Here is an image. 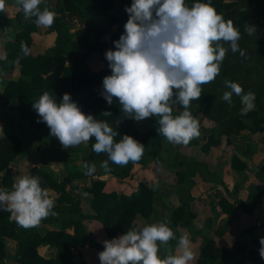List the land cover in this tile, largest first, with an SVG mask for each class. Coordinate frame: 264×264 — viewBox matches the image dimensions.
I'll return each instance as SVG.
<instances>
[{
	"label": "trees",
	"instance_id": "obj_1",
	"mask_svg": "<svg viewBox=\"0 0 264 264\" xmlns=\"http://www.w3.org/2000/svg\"><path fill=\"white\" fill-rule=\"evenodd\" d=\"M61 1L56 9L45 5L39 6L41 10L48 7L50 11L56 13L54 23L48 29V32L55 33V46L45 54L36 55L30 50L32 34L37 30L35 17L25 20L23 10L19 12L18 21L21 28L14 41L8 42L5 46L6 57L0 59V75L11 73L18 68L21 76L17 80H11L0 90V108H6L11 102L18 101L20 119L32 130L40 132L49 127L44 122H37L39 117L33 109V103L46 91L55 97L57 103L62 100L65 93L70 94L72 100L78 103L85 114L107 121L119 133L114 138L115 142H119L127 134L145 146L144 154L138 162H129L126 166H121L125 174L129 173L135 164L159 155L165 139L158 132L160 117H153V128L145 137H139L135 120L123 116L118 100L114 98L113 104L108 105L101 95L103 78L111 75L106 57H103L101 68L96 70L87 63L89 55L100 53L105 46L115 50L114 41L124 33V25L129 15L125 11L120 19L113 20L111 24L117 25L118 30L111 32L110 28L89 20L87 13L93 11L99 17H105L114 9L116 0ZM120 2L126 8L131 6L133 0ZM186 2L189 4L210 2L218 13L223 14L225 20L232 19L234 26L241 32L239 47L245 52L242 57L239 52L233 53L229 48L219 75L213 82L202 85L200 99L191 102L192 115L196 118L202 114L215 121L227 137L249 129L247 122H251L256 131H264V75L258 74L260 80L255 81L253 76L258 73V69L253 65L245 66L248 61L264 62V0H186ZM67 18H77L82 22V27L72 33ZM245 24L255 27L253 35H248L244 31ZM106 37L110 39L109 43L105 42ZM22 42L29 49L28 55H24L21 50ZM224 46L228 48L227 44ZM225 80L238 82L245 92L249 90L254 92L257 109L250 111L246 116H241L239 113L242 106L239 97L234 94L231 104L223 101L221 98L223 93L230 91L224 84ZM175 91L178 90L174 89ZM172 107L174 117L184 110L179 104ZM105 111H110L112 115H101ZM95 142L94 137L89 140L91 156L97 154L92 150ZM215 143L218 142L213 143L212 139L208 142L209 145ZM195 144L196 140L193 138L187 145H181ZM22 145V140L17 135L0 137V187L12 189L15 183L12 165L18 158ZM180 162L185 163L182 160ZM233 167L241 173L248 169L238 160H234ZM260 172L264 176V164ZM29 175L39 176L42 180L41 186L56 193L54 220H60L63 228L40 235L36 227L23 228L9 219L10 213L0 211V264H5L8 239L17 242V255L13 264H88L78 260V257L82 256V250L87 246H101L97 243L94 233L88 232L86 221L100 222L108 237L113 239L135 228L134 223L139 217L148 218L153 214L150 190L143 186L131 196L120 195L116 191H107L105 189L107 182L100 176L93 181L89 189L93 197L91 202L93 214H85L81 199L69 190L70 180L60 181L51 173L37 167L32 168ZM119 177L122 178V175ZM219 182L224 185L220 178ZM256 197H264V185L260 186ZM218 206L220 211L227 215L233 214L238 206L247 214H252L256 208L255 203L232 200L228 195L220 199ZM195 218L196 215L190 205L184 204L172 212L169 227L191 228ZM68 228L73 229V234L66 232ZM40 246L56 249V257L45 259L40 256L38 252ZM101 249L104 250L103 247ZM244 249L245 245L238 243L233 251L229 252L209 240L202 249L201 264H221L224 259L227 263H232L238 255L244 253ZM167 253L169 252L164 255Z\"/></svg>",
	"mask_w": 264,
	"mask_h": 264
},
{
	"label": "clouds",
	"instance_id": "obj_2",
	"mask_svg": "<svg viewBox=\"0 0 264 264\" xmlns=\"http://www.w3.org/2000/svg\"><path fill=\"white\" fill-rule=\"evenodd\" d=\"M42 2L17 0L25 20L35 17L37 27H51L56 13L48 7L41 10ZM4 8L5 0H0V12ZM125 11L129 19L124 33L114 41L115 50L105 54L111 75L103 78L101 95L108 105L116 98L123 116L135 121L160 117L159 134L174 145H187L200 135L199 120L190 111L191 102L200 99L202 85L213 82L219 75L229 48L242 57L245 55L238 43L241 32L232 19L225 20L210 2L133 0ZM244 31L253 35L255 27L245 24ZM21 50L24 55L29 54L23 42ZM224 84L230 91L223 93V101L231 104L235 94L240 98L241 116L254 110V92H245L241 84L231 80H225ZM175 104L184 110L174 117ZM33 109L39 117L37 122L46 123L50 135L64 149L94 137L92 150L97 154L107 153L108 160L116 165L136 163L144 154L145 146L132 136L125 134L115 142L119 133L107 121L85 114L68 93L57 103L46 91L33 103ZM101 115L112 113L105 111ZM101 167L110 171L108 161L102 162ZM84 168L86 175L96 171L95 164L85 163ZM41 184L39 176L24 175L17 178L11 190L0 187V211L10 213L9 219L26 229L38 226L49 215H56L55 201ZM169 223L164 220L139 230L132 228L119 237L104 240V250L98 254L101 264H190L195 256L187 235L179 238L180 254L169 252L164 258L159 255L160 245L175 238ZM260 245L259 253L264 259V237L260 238Z\"/></svg>",
	"mask_w": 264,
	"mask_h": 264
},
{
	"label": "rangeland",
	"instance_id": "obj_3",
	"mask_svg": "<svg viewBox=\"0 0 264 264\" xmlns=\"http://www.w3.org/2000/svg\"><path fill=\"white\" fill-rule=\"evenodd\" d=\"M61 2V0H43L40 6L56 9ZM21 9L17 0H5V8L0 12V52L2 53L4 44H7V41H14L16 32L20 30L18 14ZM124 14L125 7L120 0H116L114 9L107 16L99 17L93 11H89L87 18L110 28L111 32H116L118 26H113L111 23ZM67 22L72 33L83 25L76 18H67ZM39 30L44 32L45 27H40ZM52 35L55 36V33ZM36 38L38 47L35 51H45L44 47L49 45L45 43L49 39L45 40L44 38L47 37L42 34ZM105 42L109 43L110 39L106 37ZM54 46L55 44L48 51ZM108 50L110 48L105 46L100 53L89 55L87 63L95 70L101 68L103 57ZM245 64L246 67L253 65L258 69V73L253 76L255 81L260 80L258 74L264 75V62L253 60ZM2 79L3 77L0 78V87L7 82V79L6 81ZM10 105L11 115L18 112L17 101L11 102ZM254 109H257L256 104ZM196 118L200 123V135L195 138V145H174L165 138L157 157L144 159L126 174L121 166L108 160V154L91 156L89 141L64 149L60 141L50 135L49 128L45 129L43 136L40 137V134L37 136V133L30 131L28 124L21 119L15 120L10 117L7 122L4 119L0 121V135L14 133L24 137L25 148L21 158L12 165L17 169L18 177L23 173L27 174L31 167L42 163L52 166V175L55 178L60 181L70 180L69 190L81 199L84 212H93L91 207L93 197L89 189L93 181L100 176L107 182L105 189L109 192L116 191L120 195L131 196L142 186L150 190L153 214L148 218L139 217L134 223L137 230L160 221H169L172 212L184 204H189L196 215L193 226L185 229L172 228L175 238L166 245H160L159 255L164 258L166 252H171L173 255L180 254L179 238L181 235H187L195 256L190 264H201L202 249L209 240L231 251L238 243L261 247L260 238L264 237V197L259 198L256 195L260 186L264 185V176L260 172L264 164V131H256V127L251 122H247L249 129L227 137L215 121L202 114ZM134 124L139 137L143 138L153 128V117L134 121ZM210 139L213 143H218L209 145ZM23 157L29 158V161L25 163ZM181 160L185 163H181ZM234 160L247 166L245 173L233 167ZM104 161H108L110 171L106 172L101 167ZM85 163L96 165V171L92 175L85 174L87 171L84 168ZM119 175H122V178ZM219 178L224 185L219 182ZM218 191L230 196L232 200L255 203L254 214H246L242 207L238 206L236 211L238 213L233 218L221 217L218 213L221 212L218 206L220 198V195H217ZM49 194L55 201L56 193L49 190ZM246 257H252L250 251L238 255L232 263H227L224 259L221 264H246Z\"/></svg>",
	"mask_w": 264,
	"mask_h": 264
},
{
	"label": "crops",
	"instance_id": "obj_4",
	"mask_svg": "<svg viewBox=\"0 0 264 264\" xmlns=\"http://www.w3.org/2000/svg\"><path fill=\"white\" fill-rule=\"evenodd\" d=\"M18 24H19V26L21 28V24H20L19 21H18ZM39 29H40V27H37V30L32 34L33 42H32V44L30 46L31 52L36 54V55L37 54H45L48 51V49H50L51 46L53 44H55V38H56V36L52 35L54 33L48 32L49 27L45 28L44 32L40 31ZM19 31H17L16 34ZM41 34H42V36L47 37V38H44L45 40L49 39V40H47L48 42L45 43V44L49 43V45L44 47L45 51L36 52L35 48L38 47V45L36 44V42H37V38L36 37H38L39 35L41 36ZM11 41H13V40H11ZM50 41H51V43H50ZM7 43H8V41H7ZM5 46H6V43L4 44V52L3 53L0 52V59H4L6 57ZM20 76H21V72H20V70L18 68L13 70L11 73H5L3 75H0V78L3 77V79H2L3 81H6V79H7V82H4L2 84V87H0V90H2L7 85L6 83H8V81H10L11 79L12 80H17ZM17 103L19 105L18 101H17ZM10 107H11V105H9L6 108H0V121H2L4 119V121L7 122L10 117L15 118V120L20 119L19 107H18V112H15L13 115H11L12 113H10ZM29 130L33 131L34 133H37L36 134L37 136L40 134V137H42L43 136L42 133L45 132V129L40 131V132H36V131L32 130L31 128H29ZM11 134L12 135H17V134H14V133H10V134H2V135H0V137L1 136H6V135H11ZM17 136H19V135H17ZM19 137L21 138V140H23L22 141L23 145H22V149H21V152H20L18 158L15 160V163H16V161H18V159L21 158V154H22V152H23V150L25 148L24 137L23 136H19ZM40 137L38 139H40ZM39 141H41V140H39ZM24 158H26V157H23V161L25 163H27L29 161V158H26V159H24ZM24 162H23V166H25ZM34 167L40 168L42 170H45L46 172H49L51 174H52V171H53V170H51L52 166L47 165L46 163L45 164L42 163V165L33 166V167L30 168V170L32 168H34ZM12 169H13L14 181L16 182V180L18 178V176H17L18 171H17V169L14 168V166L12 167ZM30 170L28 171L27 174L23 173L22 176L29 175ZM21 172H23V171H21ZM217 195H220V198L218 199V203H219L220 199L222 197H224L225 195L221 191H218ZM236 211H237V209H236ZM236 211L233 214H231V215H227V214H225L223 212H218V213H219V215L221 217H225V219L226 218L227 219H231V218H233V216H235V214L238 213ZM84 213L85 214H93V212H84ZM244 213H246V212H244ZM252 214H254V212ZM252 214H249V215H252ZM85 226L88 229V232L94 233L96 241L101 247L104 248V244H103L104 240H111L108 237L107 233L105 232V230H104V228H103V226H102V224L100 222H97V221H86L85 222ZM62 228H63L62 222L60 220L59 221H55L54 220V216L53 215H49L46 219H43L38 226H36V231L40 235H46L49 231H59ZM66 232L69 233V234H73V229L68 228L66 230ZM9 242L11 243V245H9ZM248 245H249V243H248ZM248 245L245 246L244 252L250 251L252 257H246L245 263L246 264H264V259L261 258L260 253H259V249L260 248H256L255 246H251V244H250V246H248ZM101 247H90V246L85 247L82 250V256L78 257V260L79 261H85L88 264H101L100 259H99V255H98L100 252L103 251V249H101ZM227 250L229 252H231L230 249H227ZM38 252H39L40 256H42L45 259H53V258L56 257V254H57L56 249H53V248H50V247H47V246H40L38 248ZM16 255H17V242L14 241V240L8 239V241H7V257H6V260H5V264H13L14 261H15Z\"/></svg>",
	"mask_w": 264,
	"mask_h": 264
}]
</instances>
